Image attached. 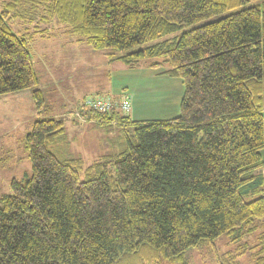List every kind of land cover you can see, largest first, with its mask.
Masks as SVG:
<instances>
[{
    "label": "trees",
    "instance_id": "obj_1",
    "mask_svg": "<svg viewBox=\"0 0 264 264\" xmlns=\"http://www.w3.org/2000/svg\"><path fill=\"white\" fill-rule=\"evenodd\" d=\"M12 18L56 20L70 37L113 49L108 59L127 65L160 58L149 67L165 64L160 73L180 78L184 91L171 118L83 109L99 126L123 130L118 151L88 165L67 153L62 118L34 120L23 137L31 173L13 177L11 192L0 196V264H188L187 251L204 241L216 264H240L246 243L220 253L214 240L239 243L264 217L256 172L264 147V0H5L0 95L31 89L40 113L37 70ZM261 237L249 247L251 264H264Z\"/></svg>",
    "mask_w": 264,
    "mask_h": 264
},
{
    "label": "rangeland",
    "instance_id": "obj_2",
    "mask_svg": "<svg viewBox=\"0 0 264 264\" xmlns=\"http://www.w3.org/2000/svg\"><path fill=\"white\" fill-rule=\"evenodd\" d=\"M4 1L0 0V9ZM224 14L188 25L183 30ZM8 23L12 31L28 40L39 77L37 87L43 92L45 109L40 113L35 110L31 89L17 92L21 93L20 96H12L15 93L0 95V196L11 192L9 183L13 177L24 180L31 173L23 137L36 119L48 116L62 118L67 136V153L81 158L84 165L101 155L118 151L123 141V130L116 127L114 122L112 126H99L94 119L82 115L85 108L81 104L88 95L100 94L113 101H120L122 96L127 95L130 99L129 110H114L128 114L132 119H165L179 114L184 91L181 79L160 73L166 68L163 63L158 68L149 67L151 62H161L162 59L146 58L132 67H125L121 65L122 62L113 63L108 59V54L117 53L115 50L90 48L86 42L64 33L62 24L56 20L28 23L12 18ZM181 31L166 37H177ZM59 148L62 150L61 146ZM83 177L81 173L80 178ZM251 198L250 195L245 196V200ZM254 224V231L246 234L239 243L227 235L217 237L214 244L218 251L234 250L246 243L244 253L237 260L240 264H251L249 247L259 242L261 236L264 237V217L254 220ZM186 259L188 264H216L206 241L199 247L189 249ZM160 264L177 263L162 260Z\"/></svg>",
    "mask_w": 264,
    "mask_h": 264
},
{
    "label": "built area",
    "instance_id": "obj_3",
    "mask_svg": "<svg viewBox=\"0 0 264 264\" xmlns=\"http://www.w3.org/2000/svg\"><path fill=\"white\" fill-rule=\"evenodd\" d=\"M82 108L93 109L97 112H109L114 108L122 112H127L130 108V99L127 95L122 96L121 100L113 101L109 97L100 94L88 95L81 104Z\"/></svg>",
    "mask_w": 264,
    "mask_h": 264
},
{
    "label": "crops",
    "instance_id": "obj_4",
    "mask_svg": "<svg viewBox=\"0 0 264 264\" xmlns=\"http://www.w3.org/2000/svg\"><path fill=\"white\" fill-rule=\"evenodd\" d=\"M109 61V60H108ZM111 62L113 63H117V62H121V61H116V60H110ZM123 66L125 67H132L131 65H127L125 63L122 62ZM151 68V67H150ZM28 93V92H27ZM21 93H15L14 95L12 96H20ZM12 96H9V97H12ZM7 98H4V100H6ZM3 100V101H4ZM57 116H60V115H57ZM263 116H264V110H263ZM55 117V116H54ZM261 157H262V165L257 169V173L261 174L262 175V178H263V185H264V147L262 148L261 150Z\"/></svg>",
    "mask_w": 264,
    "mask_h": 264
}]
</instances>
